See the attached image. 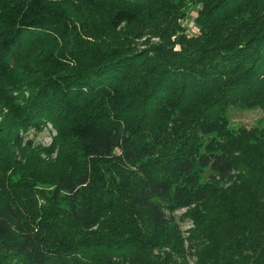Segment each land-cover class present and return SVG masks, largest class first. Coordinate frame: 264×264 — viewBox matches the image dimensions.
<instances>
[{
	"label": "trees",
	"instance_id": "obj_1",
	"mask_svg": "<svg viewBox=\"0 0 264 264\" xmlns=\"http://www.w3.org/2000/svg\"><path fill=\"white\" fill-rule=\"evenodd\" d=\"M230 105L264 112V0H0L6 264H181L187 220L194 264H264V124Z\"/></svg>",
	"mask_w": 264,
	"mask_h": 264
},
{
	"label": "rangeland",
	"instance_id": "obj_2",
	"mask_svg": "<svg viewBox=\"0 0 264 264\" xmlns=\"http://www.w3.org/2000/svg\"><path fill=\"white\" fill-rule=\"evenodd\" d=\"M199 4H189L187 7V10L185 14L177 20L178 25L180 27V33H182L185 37H192L199 33V26L195 22V17L197 13V8ZM174 35L171 36V39H173ZM142 41H147L148 43H159L160 38L157 36H152L151 34H144L141 38L136 40V46L137 48H142L144 44ZM175 49V48H174ZM227 119L228 124L230 127H236L241 126L245 128L249 127H260L264 124V112L261 109L254 108V109H240L235 106H228L227 108ZM54 131L50 127V125H47V129H43L42 131L34 134L33 132H29L27 134V139H31L33 146H43L47 147L51 143V137L53 136ZM43 156V155H41ZM51 156H54V152ZM39 188L41 186H38ZM182 210L177 211V213H180ZM144 225V223H141ZM142 225L141 227L142 229ZM146 227V226H145ZM192 222L182 221L179 223V236L182 240V245L184 247V257L181 264H194L193 263V257L191 255V250L187 247V236L191 234L192 231ZM148 229V227H146ZM144 231V230H143ZM158 248L154 247L152 248L153 253L156 252ZM163 250H169L168 247H163ZM160 250V249H159ZM174 256V254H172ZM177 258V257H176ZM175 260H178L176 259ZM181 258V256L179 257ZM185 261V262H184ZM8 262V259L2 255H0V264H6Z\"/></svg>",
	"mask_w": 264,
	"mask_h": 264
}]
</instances>
